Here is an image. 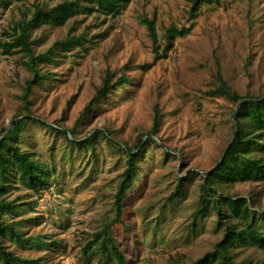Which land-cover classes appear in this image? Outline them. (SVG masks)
Instances as JSON below:
<instances>
[{
  "label": "rangeland",
  "instance_id": "374dc122",
  "mask_svg": "<svg viewBox=\"0 0 264 264\" xmlns=\"http://www.w3.org/2000/svg\"><path fill=\"white\" fill-rule=\"evenodd\" d=\"M59 1L0 0V41H12L19 23L31 18L38 4L51 7ZM191 8L189 0H131L116 17L81 13L62 26L33 31L36 54L68 35H87L86 47L60 52L56 61L40 65L55 72L56 79L37 87L32 108L54 127L68 130L76 124L108 70L118 76L125 70L134 78L102 98L78 128L80 137L103 131L123 143L134 144L142 135L145 143L150 137L159 142L149 145L125 200L128 228L120 227L117 237L127 264L191 263L222 240L225 227L213 208L195 215L203 175L221 159L235 133L238 104L210 92L218 59L233 88L244 95L264 92V0L204 3L197 16ZM145 19L156 20V41ZM171 27L186 33L171 42ZM28 59L24 52L5 54L0 47V130L7 127L23 149L38 153L52 174L50 185L39 192L17 182L7 197L32 201L33 208L7 218L20 221L27 236L44 235L49 245L9 237L5 242L22 257L38 258L30 264H89L86 244L117 215L127 155L103 136L96 152L72 148L55 130L16 117L23 108L22 86L31 75ZM157 110L162 113L158 133L145 134ZM192 171L183 195L170 200L179 177ZM229 189L264 204V183L237 182ZM235 252L238 260H264V249L257 246Z\"/></svg>",
  "mask_w": 264,
  "mask_h": 264
},
{
  "label": "trees",
  "instance_id": "16d2710c",
  "mask_svg": "<svg viewBox=\"0 0 264 264\" xmlns=\"http://www.w3.org/2000/svg\"><path fill=\"white\" fill-rule=\"evenodd\" d=\"M131 0H60L54 6L37 5L31 18L23 19L12 41H0V47L5 54L24 52L29 56L26 66L31 75L26 78L20 94L23 105L16 117L25 116L26 120H32L47 128L55 130L59 136L67 140L72 148L79 150L94 148L96 152L100 136L105 137L113 147H118L127 155V168L122 174L117 192V215L106 223L99 231L94 233L93 239L85 246V258L89 264L97 259V264H127L128 257L120 246L117 233L120 227L128 228L125 215L126 198L132 181L140 169V162L151 143H159L157 139L150 137L144 142L143 135L134 143H124L112 135L98 131L93 137H80L78 128L88 118L97 103L108 93L113 92L118 86L130 84L134 78L128 76L123 70L121 75L108 70L102 82L97 86L93 98L87 103L75 125L63 129L54 127L45 119L35 116L32 101L37 94V87L43 88L51 80L56 79V73L43 70V63L56 61L60 52L71 51L75 47L85 46L86 33L83 35H68L66 39L57 40L50 48L39 54L35 53L36 41L32 39L33 31L43 25L62 26L69 19L84 13L99 12L105 15L118 16ZM192 3L191 13L197 16L202 4L213 3L219 0H189ZM150 33L157 40L156 20L145 19ZM170 38L183 35L186 30L171 27ZM171 46V44H170ZM147 64L146 67H149ZM118 76V77H117ZM213 95H222L238 104L235 109V133L234 137L225 149L217 164L203 175L201 184L200 203L195 211L196 217L213 208L219 222L225 227L222 240L213 250L197 258L191 263L180 260H171L168 264H264V260L253 258L237 259L238 252L235 249L257 246L264 249V204L260 203L256 196H246L238 191H231L229 186L237 182H261L264 183V92L258 94L249 92L244 95L226 79L222 72L221 62L218 59L215 87L210 90ZM162 113L157 110L153 126L145 134L157 135L161 125ZM26 121V122H27ZM7 127L0 130V262L2 264H30L38 258L30 259L22 257L14 249H9L5 238L9 237L21 243L25 240L39 242L48 246L49 242L44 235H25V230L20 228V221L9 220L8 214L24 213L33 208L32 201H19L9 199L7 194L17 182L40 191L42 186H49L48 176L52 174L46 162L37 158L38 153L23 149L15 138L6 132ZM23 132V130H22ZM21 132V133H22ZM102 134V135H101ZM194 171L186 176L179 177L180 183L177 189L169 197L176 201L183 195L187 180L191 179ZM21 202V203H20ZM39 217H29L27 220H36Z\"/></svg>",
  "mask_w": 264,
  "mask_h": 264
}]
</instances>
